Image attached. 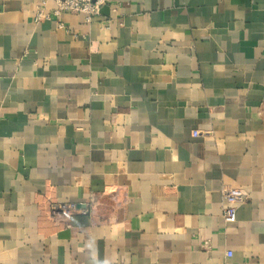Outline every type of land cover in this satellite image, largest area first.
I'll return each mask as SVG.
<instances>
[{"label": "crops", "instance_id": "crops-1", "mask_svg": "<svg viewBox=\"0 0 264 264\" xmlns=\"http://www.w3.org/2000/svg\"><path fill=\"white\" fill-rule=\"evenodd\" d=\"M43 1L0 0V264H264V0Z\"/></svg>", "mask_w": 264, "mask_h": 264}, {"label": "built area", "instance_id": "built-area-1", "mask_svg": "<svg viewBox=\"0 0 264 264\" xmlns=\"http://www.w3.org/2000/svg\"><path fill=\"white\" fill-rule=\"evenodd\" d=\"M47 0L42 2L45 6ZM55 4L54 15L59 18L63 13H77L83 14L86 23H91L92 19L99 16L101 10L106 7L110 0H51ZM41 11L38 10L36 14V20L38 18H47L41 15ZM194 136H197L196 132H193ZM221 194L223 199V205L221 208V217L224 222L232 223L235 221L236 206L238 203L245 199V194L241 189L231 188L228 186H222ZM229 257L230 252L226 253Z\"/></svg>", "mask_w": 264, "mask_h": 264}]
</instances>
